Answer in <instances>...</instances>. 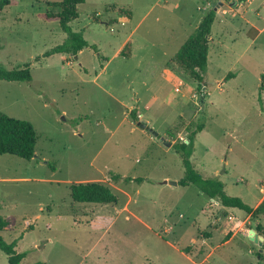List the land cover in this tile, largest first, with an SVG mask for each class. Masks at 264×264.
<instances>
[{
	"label": "rangeland",
	"instance_id": "obj_1",
	"mask_svg": "<svg viewBox=\"0 0 264 264\" xmlns=\"http://www.w3.org/2000/svg\"><path fill=\"white\" fill-rule=\"evenodd\" d=\"M48 1L61 0H9L0 18V65L30 64L32 79L0 81V113L37 133L32 160L0 156L4 241L23 264H264L248 238L264 232V215L160 185L183 179L180 149L192 140L205 179L253 210L264 200V0H87L70 27L98 53L46 57L66 39L43 18L57 12ZM210 10L199 86L169 62ZM128 42L131 59L117 54ZM91 183L117 204L74 203L71 185Z\"/></svg>",
	"mask_w": 264,
	"mask_h": 264
},
{
	"label": "trees",
	"instance_id": "obj_2",
	"mask_svg": "<svg viewBox=\"0 0 264 264\" xmlns=\"http://www.w3.org/2000/svg\"><path fill=\"white\" fill-rule=\"evenodd\" d=\"M86 0H61L59 2H46L48 8L57 10L54 13H46L43 15L44 20L57 22L63 33L66 35L64 43L50 52L46 57L55 54H73L81 52L85 48H90L98 53L97 46H89L83 38V31H72L70 24L79 17L78 7L85 4ZM9 0H0V18L5 9L10 6ZM119 13L131 19L130 11L120 10ZM216 19L214 10H210L202 19V23L196 28L194 34L183 44L179 51L173 56L169 64L175 65L184 74L196 81L199 86H204V73L206 72L208 56L210 52V36L212 27ZM1 49V46H0ZM132 43L128 42L119 56L125 59H131ZM30 64L24 67L8 70L0 65V81L14 83H31ZM134 121L138 119L135 112H132ZM37 144V133L34 127L22 120L11 118L0 113V156L11 155L19 157L26 161L35 158ZM191 148H193L192 140L188 145H183L180 151L184 155V177L178 182V186L183 188L194 186L202 195L209 200H217L226 209H237L247 213L248 215H264V200L255 209H251L245 205L241 199L229 197L224 193V185L221 181L215 179H205L198 173L190 158ZM122 177L117 175L112 177L114 182H119ZM71 198L76 204H99L109 205L117 204V197L112 191L98 183L91 184H74L70 187ZM9 223L6 218L0 215V251L8 256L9 264H23L24 255L16 252V243L8 244L4 241L2 233L6 231ZM256 232L264 238L262 229H256ZM211 238V236H207ZM229 237L225 241H228ZM261 249L264 251V243ZM258 257H264L259 252Z\"/></svg>",
	"mask_w": 264,
	"mask_h": 264
},
{
	"label": "water",
	"instance_id": "obj_3",
	"mask_svg": "<svg viewBox=\"0 0 264 264\" xmlns=\"http://www.w3.org/2000/svg\"><path fill=\"white\" fill-rule=\"evenodd\" d=\"M202 23V21L200 22V24ZM77 59V58H76ZM138 126L144 130V131H147L149 133H152L154 136H156L158 139H161L160 136L156 133L153 132L152 129H150L148 126L144 125V124H141V123H138ZM162 185H169V186H173V187H177L178 186V183L177 182H168V181H164L162 183ZM248 238L253 241L256 245H258V247H262L263 246V243H264V238L263 237H260L258 234H256V232L254 230H250L249 231V236Z\"/></svg>",
	"mask_w": 264,
	"mask_h": 264
},
{
	"label": "crops",
	"instance_id": "obj_4",
	"mask_svg": "<svg viewBox=\"0 0 264 264\" xmlns=\"http://www.w3.org/2000/svg\"><path fill=\"white\" fill-rule=\"evenodd\" d=\"M86 1H87V0H86ZM146 17H147V14H145V15L143 16V18L141 19V21L138 22L137 27L140 26V25L142 24V22L145 21ZM131 18H132V17H131ZM203 18H204V17H203ZM131 20H132V19H126V21H131ZM201 21H202V20H201ZM124 22H125V21H124ZM123 24H125V23H123ZM199 25H200V23L197 25V27H198ZM137 27H135V29H136ZM135 29H134V30H135ZM132 48H133V45H132ZM133 50H134V48H133ZM121 51H122V50L119 49V51L117 52V54H119ZM117 54H116V55H117ZM160 185H161V186H168V185H162V184H160ZM169 187H173V186H169ZM177 187H178V186H177ZM258 202H262L261 199H260ZM251 230H254V231L256 232V229H254V228H251ZM249 231H250V230H248V233H249ZM248 233H247V234H248ZM256 234H258V233L256 232ZM258 235H259V234H258ZM259 236H260V235H259Z\"/></svg>",
	"mask_w": 264,
	"mask_h": 264
},
{
	"label": "built area",
	"instance_id": "obj_5",
	"mask_svg": "<svg viewBox=\"0 0 264 264\" xmlns=\"http://www.w3.org/2000/svg\"><path fill=\"white\" fill-rule=\"evenodd\" d=\"M180 85H181V84H180ZM176 91L178 92V91H179V89L177 88V89H176ZM230 219H231V218H230Z\"/></svg>",
	"mask_w": 264,
	"mask_h": 264
}]
</instances>
